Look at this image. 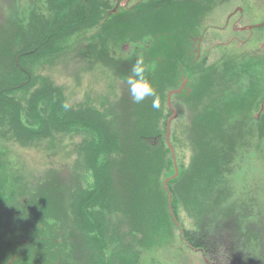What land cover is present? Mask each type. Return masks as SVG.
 Returning <instances> with one entry per match:
<instances>
[{
	"label": "trees",
	"instance_id": "trees-1",
	"mask_svg": "<svg viewBox=\"0 0 264 264\" xmlns=\"http://www.w3.org/2000/svg\"><path fill=\"white\" fill-rule=\"evenodd\" d=\"M46 3L58 14L53 24L52 18L43 13L36 17L35 12L25 34L15 31L19 50L13 45H0V125L31 138L48 137L52 131L87 133L92 139L82 144L80 154L94 179L90 190L78 189L71 195L63 185L55 187L49 183L48 205L42 207V218H50L46 216L51 211L57 218H78L82 227L93 233L99 230L98 218H105L96 208L111 203L113 212L128 220L131 231L152 233L163 242L175 228L172 216L179 218L178 210L182 207L194 220L195 229L184 232L189 248L202 251L216 264H264V226L245 225L242 218L251 213L239 211L234 204L227 205L231 191L224 186L247 138L256 139L257 149L264 153V148L258 146L264 143V113L257 121L254 119L258 109L250 104L251 96L244 94L237 100L235 93L228 91L221 106L195 109L190 129L195 135L192 163L169 182L167 194L161 184L167 168L166 156L161 147L162 136L154 124L161 112L144 107L152 105L155 97L127 105L125 123L114 126L95 110L65 112L60 93L45 80L42 84L29 66V62L51 52L55 42L68 31L97 26L102 32L107 30V3L104 0H46ZM10 35L12 41L13 34ZM35 86L30 98L25 99L27 107L11 97ZM193 87L190 102L196 95L204 99L205 95L209 98L213 94V83L208 82L204 88L202 80H198ZM164 95L156 94L160 105ZM151 142H157V146L153 147Z\"/></svg>",
	"mask_w": 264,
	"mask_h": 264
},
{
	"label": "rangeland",
	"instance_id": "rangeland-1",
	"mask_svg": "<svg viewBox=\"0 0 264 264\" xmlns=\"http://www.w3.org/2000/svg\"><path fill=\"white\" fill-rule=\"evenodd\" d=\"M35 12L36 17L43 13V16L52 18V24L58 19V14L49 9L46 0H0V45H13L16 51L19 50L15 31L25 34ZM10 33L13 34L12 41ZM112 38L107 30L102 32L98 26L68 31L55 42L51 52L29 62V66L42 84L45 80L60 93L64 104L69 105L65 112L95 110L104 114L114 126H119L125 123V107L134 103L126 80L135 64V47H124L122 42ZM198 80L194 79L195 85ZM36 86L29 91H17L11 97L27 107L25 99L30 98ZM227 87L226 93V87H223L220 94H211L205 100L196 95L171 123L169 143L175 160L166 139L167 125L173 118L166 105L168 88L157 90L156 94H165L159 107L160 117L154 122L162 136L161 147L167 163L161 177L163 188L166 180L179 177L191 166L195 135L190 129L195 109L214 107L215 100L223 99L228 91L238 93L235 92L238 86ZM150 105L144 107L151 109ZM257 114L258 111L254 115L255 120ZM26 119L24 114L25 122ZM16 132L0 125V198L4 205L0 211V232L15 230L18 224L15 221L13 226L7 227L6 218H42V207L48 205L46 192L50 189L49 183L55 187L63 185L70 195L75 190L85 191L93 187V174L80 154L82 144L92 139L87 133L52 131L48 137L38 135L31 138ZM255 140L247 138L244 147L239 148L224 186L231 191L226 204H234L239 211L244 209L251 213L242 218L244 224L264 226V153L257 149ZM150 144L157 146V142ZM258 146L264 148V143H258ZM17 199L25 205V213H20L24 211L19 210L22 206L16 203L11 209L12 217L6 210L11 200ZM96 210L103 212L105 218H98L99 230L93 233H88L78 218H57L51 211L46 216L50 218H42L41 247L33 248L31 239H27L31 247L25 248H29L27 252L31 257L28 258L42 259V264H216L202 251L189 248L185 242L184 232L194 230L195 226L194 220L182 207L178 210L179 218L172 216L175 228L172 227L171 235L166 236L163 242L152 233L142 235L131 231L128 220L113 212L111 203L102 204ZM22 225L27 233L33 230L28 229L25 219ZM39 230L36 228L34 231ZM25 241L20 240L21 245ZM38 242L36 240L40 245ZM9 263L7 255L5 264Z\"/></svg>",
	"mask_w": 264,
	"mask_h": 264
},
{
	"label": "flooded vegetation",
	"instance_id": "flooded-vegetation-1",
	"mask_svg": "<svg viewBox=\"0 0 264 264\" xmlns=\"http://www.w3.org/2000/svg\"><path fill=\"white\" fill-rule=\"evenodd\" d=\"M104 1L108 5L109 36L124 47H135V63L144 61L145 75L156 90L168 88L166 105L172 122L190 103L196 78L202 80L204 88L208 82L213 83V94H220L229 85L238 86L236 99L249 94L250 104L258 109L256 119L262 116L264 0ZM215 101L222 105V97ZM1 203L0 198V211L4 206ZM16 203L22 206L19 210L24 212L20 213H25V205L18 199L11 200L6 211L11 212ZM24 219L28 229H33L29 233L23 231ZM6 220L7 227L15 221L18 224L15 230L0 232V263L5 264L8 255L9 264H42V259L28 258L29 248L25 250L30 247L29 239L33 248L41 247L42 218ZM36 228L40 230L34 231ZM20 240L27 241L21 245Z\"/></svg>",
	"mask_w": 264,
	"mask_h": 264
},
{
	"label": "clouds",
	"instance_id": "clouds-1",
	"mask_svg": "<svg viewBox=\"0 0 264 264\" xmlns=\"http://www.w3.org/2000/svg\"><path fill=\"white\" fill-rule=\"evenodd\" d=\"M146 66L143 60H138L131 69V75L127 78L126 83L129 85V90L134 103L142 102L146 97H155L152 103L154 109H159V98L156 96L155 88L147 79ZM65 109L69 107L67 103L63 105Z\"/></svg>",
	"mask_w": 264,
	"mask_h": 264
},
{
	"label": "water",
	"instance_id": "water-1",
	"mask_svg": "<svg viewBox=\"0 0 264 264\" xmlns=\"http://www.w3.org/2000/svg\"><path fill=\"white\" fill-rule=\"evenodd\" d=\"M171 122H172V119L169 121V123L167 125V135H166L167 143H168L169 146H170V143H169V135H170V125H171ZM170 149L172 150L173 160H175L174 152H173V149H172L171 146H170ZM175 176H177V168H176V174H175ZM172 179H174V178H172ZM172 179L166 180V182L164 184V187H165V190H166L167 194H169L168 184H169V182ZM171 202H172V197L169 196V203H170V205H171Z\"/></svg>",
	"mask_w": 264,
	"mask_h": 264
}]
</instances>
